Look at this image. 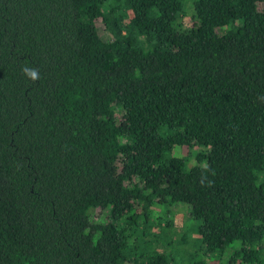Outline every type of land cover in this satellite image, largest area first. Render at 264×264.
<instances>
[{"label":"trees","instance_id":"obj_1","mask_svg":"<svg viewBox=\"0 0 264 264\" xmlns=\"http://www.w3.org/2000/svg\"><path fill=\"white\" fill-rule=\"evenodd\" d=\"M176 203L264 264V0H0V264H170Z\"/></svg>","mask_w":264,"mask_h":264},{"label":"rangeland","instance_id":"obj_2","mask_svg":"<svg viewBox=\"0 0 264 264\" xmlns=\"http://www.w3.org/2000/svg\"><path fill=\"white\" fill-rule=\"evenodd\" d=\"M185 25H193L195 23L191 12L182 20ZM98 33L103 40H110L111 35L104 27L100 19L96 21ZM218 31H220L218 29ZM181 154L187 157V164L195 163L196 149H188L181 147ZM159 208V209H158ZM157 215L159 221L151 228V234L146 237L141 233L135 234L130 241V249L134 250L133 254H141L143 251L149 253L151 251H165L171 258L170 264H191L193 261L209 260L208 264H225L226 257L218 254L207 258L203 253L201 243L196 232L197 221L186 215V205L176 203L167 211L165 207H158ZM155 217V218H156ZM155 221V220H154ZM184 235L186 241L181 240ZM172 244H167V241Z\"/></svg>","mask_w":264,"mask_h":264},{"label":"clouds","instance_id":"obj_3","mask_svg":"<svg viewBox=\"0 0 264 264\" xmlns=\"http://www.w3.org/2000/svg\"><path fill=\"white\" fill-rule=\"evenodd\" d=\"M24 71L33 81L39 78L38 73L34 69L25 68Z\"/></svg>","mask_w":264,"mask_h":264}]
</instances>
